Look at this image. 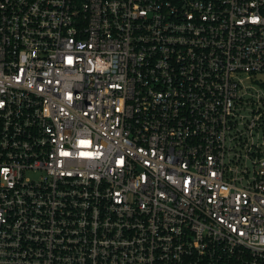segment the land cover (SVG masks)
<instances>
[{"label": "built area", "instance_id": "2783aa9c", "mask_svg": "<svg viewBox=\"0 0 264 264\" xmlns=\"http://www.w3.org/2000/svg\"><path fill=\"white\" fill-rule=\"evenodd\" d=\"M0 264H264V0H0Z\"/></svg>", "mask_w": 264, "mask_h": 264}]
</instances>
